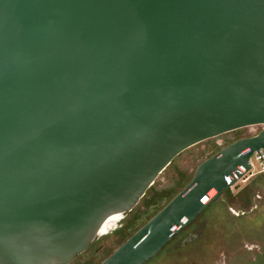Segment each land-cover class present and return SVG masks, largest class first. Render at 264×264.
<instances>
[{"label":"water","instance_id":"1","mask_svg":"<svg viewBox=\"0 0 264 264\" xmlns=\"http://www.w3.org/2000/svg\"><path fill=\"white\" fill-rule=\"evenodd\" d=\"M254 125L264 0H0V264L77 261L181 152ZM260 149L202 161L99 264L153 258Z\"/></svg>","mask_w":264,"mask_h":264},{"label":"rangeland","instance_id":"2","mask_svg":"<svg viewBox=\"0 0 264 264\" xmlns=\"http://www.w3.org/2000/svg\"><path fill=\"white\" fill-rule=\"evenodd\" d=\"M263 127L254 125L227 132L181 152L158 175L138 204L117 222L116 227L95 239L78 260L70 264H99L127 239L129 232L143 225L181 192L202 161L242 137L255 135ZM254 166L236 184L204 207L144 264H264V173L258 171L257 162ZM251 182L255 184L251 204L244 207L231 196ZM170 188L172 193L158 203L150 204L148 199L153 193L162 194ZM183 239L189 240L183 242Z\"/></svg>","mask_w":264,"mask_h":264},{"label":"trees","instance_id":"3","mask_svg":"<svg viewBox=\"0 0 264 264\" xmlns=\"http://www.w3.org/2000/svg\"><path fill=\"white\" fill-rule=\"evenodd\" d=\"M254 187H255V184L254 182H251L250 185H247L243 190H241L240 192H238L236 195H233L231 197L235 198L234 200L240 202L241 204H243L244 207H248L250 206L251 204V196L253 195V192H254ZM170 193H172V188H170L168 191L166 192H163L162 194H158V193H153V195L150 197V199H148V201H150V204H156L158 203L159 201H161L163 199V197H167ZM228 193L230 195V192L228 190ZM173 198V197H172ZM171 198V199H172ZM170 199V200H171ZM232 199V198H231ZM169 200V201H170ZM233 200V201H234ZM165 206V205H164ZM158 212V211H157ZM156 212V213H157ZM156 213L152 214L149 219L155 215ZM148 219V220H149ZM133 225V224H131ZM142 226V225H141ZM140 226V227H141ZM134 228V226H129V228ZM140 227H137V228H134V230H132V232H129L128 233V237L131 236L138 228ZM127 237V238H128ZM126 239H124L122 242H124Z\"/></svg>","mask_w":264,"mask_h":264},{"label":"built area","instance_id":"4","mask_svg":"<svg viewBox=\"0 0 264 264\" xmlns=\"http://www.w3.org/2000/svg\"><path fill=\"white\" fill-rule=\"evenodd\" d=\"M260 156H259V154ZM258 152H253L252 156L250 157V165H251V170H253L255 168L254 166V162H257L258 166H259V172L260 173H264V149H260Z\"/></svg>","mask_w":264,"mask_h":264},{"label":"bare ground","instance_id":"5","mask_svg":"<svg viewBox=\"0 0 264 264\" xmlns=\"http://www.w3.org/2000/svg\"><path fill=\"white\" fill-rule=\"evenodd\" d=\"M122 218V216L119 214V216H118V218H117V221H116V223H115V226L113 227V228H111L110 230H112V229H114L115 227H116V225H117V222L120 220ZM110 230H108V231H110ZM107 231V232H108ZM107 232H105V233H107ZM104 233V234H105Z\"/></svg>","mask_w":264,"mask_h":264},{"label":"flooded vegetation","instance_id":"6","mask_svg":"<svg viewBox=\"0 0 264 264\" xmlns=\"http://www.w3.org/2000/svg\"><path fill=\"white\" fill-rule=\"evenodd\" d=\"M242 138H244V137H242ZM223 193H224V192H223ZM221 195H222V194H221ZM242 212H243V211H242ZM186 240H189V239H183V242L186 241ZM151 259H152V258H151ZM148 261H149V260H148ZM145 263H146V262H145Z\"/></svg>","mask_w":264,"mask_h":264}]
</instances>
